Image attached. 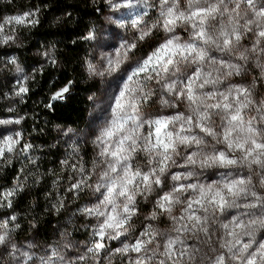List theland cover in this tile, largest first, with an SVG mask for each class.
I'll list each match as a JSON object with an SVG mask.
<instances>
[{
  "label": "clouds",
  "instance_id": "9594fccd",
  "mask_svg": "<svg viewBox=\"0 0 264 264\" xmlns=\"http://www.w3.org/2000/svg\"><path fill=\"white\" fill-rule=\"evenodd\" d=\"M90 6L70 41L84 45L71 91L44 105L78 95L83 119L53 121L44 145L4 136L16 143L0 154V177L14 162L19 174L0 190V264H264V0ZM15 17L0 23V47L23 50L15 26L31 32L38 20ZM39 43L32 55L46 62L31 71L18 52L0 57V79L15 78L5 111L17 114L0 126H22L30 82L63 66L55 41Z\"/></svg>",
  "mask_w": 264,
  "mask_h": 264
},
{
  "label": "trees",
  "instance_id": "16d2710c",
  "mask_svg": "<svg viewBox=\"0 0 264 264\" xmlns=\"http://www.w3.org/2000/svg\"><path fill=\"white\" fill-rule=\"evenodd\" d=\"M49 5V7H44ZM67 12H72V16L64 20L61 27L53 29L50 26V21L56 16H61ZM30 13L28 20L36 18L38 20L37 27L28 32L27 29L20 25H16L18 36L23 39L25 47L23 50L10 48L7 45L0 47V57H7L12 52L20 53L26 68L31 71L32 68L38 64L46 61L40 60L38 57L32 55L35 49L40 48V41L47 46L49 41L57 43V56L62 63L59 69L52 68L48 65L47 71L36 80L30 82L29 92L25 96L26 103L19 105L18 111L20 115L25 116L22 126L15 124L9 125L8 128L13 130H20L27 137V142L33 145H44L52 138L51 123L53 121L61 123H75L77 120L83 119L82 101L79 96H73L68 104L60 103L59 101H51L54 111H49L44 107L50 102V96L54 92L60 91L63 87L68 86L71 91L72 86L69 81H73L74 77L79 72V58L83 53L84 45L79 41L73 45L70 41L78 36L83 35L86 28L85 20L89 17L95 16V9L90 6V0H0V23H3L5 16H25ZM75 18V20H74ZM73 22L75 26H73ZM13 28L12 24L5 27L4 31L10 32ZM7 73V70L5 69ZM15 82V78L11 74H6L0 79V119H16V113L6 112L5 109L10 106L7 100L3 99V92L10 91L11 85ZM68 95V93H64ZM43 101V103H41ZM33 127L36 128V133L32 132ZM5 126H0V131L5 135ZM43 130V131H41ZM47 133V135H45ZM37 154L40 153L37 150ZM47 155V153H43ZM60 153H51L52 164L58 162ZM2 163V161H0ZM42 167L46 170L51 166L47 160L41 162ZM19 174V163L14 162L8 168H4V174L0 177V190L11 187L12 181ZM47 184V181H45ZM45 188L37 190L35 193L37 197L44 191ZM29 196L27 194L21 195L19 199L15 200V207L17 210L24 211ZM43 208L41 202L38 206V211ZM48 228L43 229L42 233L46 236L51 229V217L48 221Z\"/></svg>",
  "mask_w": 264,
  "mask_h": 264
},
{
  "label": "snow or ice",
  "instance_id": "6c2138e0",
  "mask_svg": "<svg viewBox=\"0 0 264 264\" xmlns=\"http://www.w3.org/2000/svg\"><path fill=\"white\" fill-rule=\"evenodd\" d=\"M14 19L17 23H23L25 21H27V16H19V17H15L12 18ZM11 22V20L9 21ZM36 22V21H33ZM0 31H2V29H0ZM21 92H26L28 91V89L26 87H22L20 89ZM69 91V87L66 86L63 89H61L60 91H58L54 97H52V99H57L58 97L64 95V93H67ZM18 121H6L4 123H17ZM164 125H161V127H163ZM160 128L157 129V132H160ZM111 133H109L110 135ZM0 140H3V143H0V154H6L8 151H11L13 149L14 144L16 143L15 139L13 137H8L6 140H4V135L3 132L0 131ZM257 147H264L262 145H257ZM221 159H223V157H221ZM229 190H231V186H228ZM6 196H10V193H6ZM249 264H255L254 260H250Z\"/></svg>",
  "mask_w": 264,
  "mask_h": 264
},
{
  "label": "rangeland",
  "instance_id": "374dc122",
  "mask_svg": "<svg viewBox=\"0 0 264 264\" xmlns=\"http://www.w3.org/2000/svg\"><path fill=\"white\" fill-rule=\"evenodd\" d=\"M14 120V119H13ZM9 126V125H8ZM8 126H5V130H6V133H5V135H8V134H10V130H13V128L11 127V128H8ZM4 135V136H5Z\"/></svg>",
  "mask_w": 264,
  "mask_h": 264
}]
</instances>
